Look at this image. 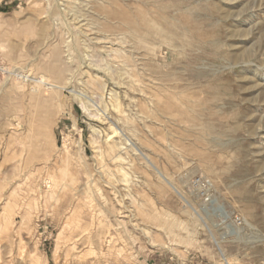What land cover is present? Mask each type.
<instances>
[{"label": "rangeland", "instance_id": "374dc122", "mask_svg": "<svg viewBox=\"0 0 264 264\" xmlns=\"http://www.w3.org/2000/svg\"><path fill=\"white\" fill-rule=\"evenodd\" d=\"M0 264H264V0H0Z\"/></svg>", "mask_w": 264, "mask_h": 264}]
</instances>
